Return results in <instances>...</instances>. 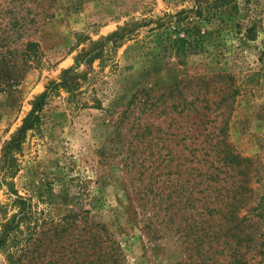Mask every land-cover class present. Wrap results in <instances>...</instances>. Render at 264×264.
I'll use <instances>...</instances> for the list:
<instances>
[{
    "label": "rangeland",
    "instance_id": "1",
    "mask_svg": "<svg viewBox=\"0 0 264 264\" xmlns=\"http://www.w3.org/2000/svg\"><path fill=\"white\" fill-rule=\"evenodd\" d=\"M236 2L50 0L35 15L25 0L7 11L0 1V32L14 25V38L35 37L42 51L0 92V156L34 98L80 51L133 29L105 41L81 92L49 96L13 184L0 185V221L12 187L40 221H76L53 241L28 232L23 264H79L80 240L98 223L120 243L124 264H230L237 252L227 234L241 220V251L248 264H264V0ZM194 179L204 183L197 194ZM208 185L212 199L239 207L238 219H211L195 200ZM0 264H8L3 252Z\"/></svg>",
    "mask_w": 264,
    "mask_h": 264
},
{
    "label": "trees",
    "instance_id": "2",
    "mask_svg": "<svg viewBox=\"0 0 264 264\" xmlns=\"http://www.w3.org/2000/svg\"><path fill=\"white\" fill-rule=\"evenodd\" d=\"M0 1L6 4L5 11H7L10 2L15 0ZM44 2H50V0H25L27 9L34 8V10H37L35 15L50 8V3L48 6H45ZM232 2H236V0H215V6L227 7ZM235 5H237V2ZM184 12L180 11L178 15L181 16ZM23 19L26 20L25 17ZM34 19L32 17L30 21ZM16 20H18L16 17H13L12 20L10 19V25L15 24ZM170 20V18L168 20H161L160 24H166ZM13 26L8 29L4 28L0 32V92L7 87L19 83L26 76L33 64L39 61L38 58L42 52L40 43L35 37L19 39L24 34L22 33L17 38H14L15 28ZM10 30H12L11 34ZM132 31V27L125 26L107 36L103 41L97 42L91 49L80 51L75 58V64L65 69L59 80L52 81L44 92L34 98L32 107L24 117L23 122L2 147L0 156V185L9 186L13 184V178L19 171V153L22 150L29 130L37 129L42 124V111L49 96L63 90L68 93V98H71L81 92L83 82L88 78L87 68L92 66L97 58H100L102 61L105 41H111L116 44L118 40L128 38ZM5 32L8 34L4 35ZM12 37L13 39H11ZM100 64L103 65L104 63ZM230 160L237 165L241 163L240 159L236 155L234 156V154ZM190 168L201 171L203 169L201 166H196L195 163L190 165ZM200 174H203V172ZM196 175L198 176V174ZM200 185L204 186V183L200 184V181L194 179L190 184L192 188L191 193H200L198 189ZM11 190L13 196L10 197V202L3 207L5 211L0 221V252L5 253L8 264H23V257L27 256L29 244L27 239L28 232H36L38 235H44L53 241V239H61L69 235L74 230L76 221L71 214L65 215L60 220L45 219L40 221L39 213L33 208L32 200L19 194L13 187ZM201 192L205 193V195L202 197L195 196V200L203 199L201 206L204 207L205 203L207 204L206 206L210 209L209 215L211 219L214 216L218 217V219L225 218L229 221L238 219L239 207L236 205L235 207H231L225 205L223 201H216L215 198L212 199L211 195L214 191L209 185L207 189L202 188ZM9 206L12 210L11 213ZM242 223V220L237 222L232 229L229 228V230H232V233L227 234V236L233 238V241H230V243L234 245V249L237 252V254L231 256L230 264H248L249 262V259L245 256L246 252L241 251L243 246H245L240 235L243 229L241 227ZM85 232L88 233V236L82 237L80 240L79 264H124V253L121 245L113 239L106 225L98 223L90 229H86ZM210 234L217 235V231H212ZM40 236L39 238H41Z\"/></svg>",
    "mask_w": 264,
    "mask_h": 264
}]
</instances>
